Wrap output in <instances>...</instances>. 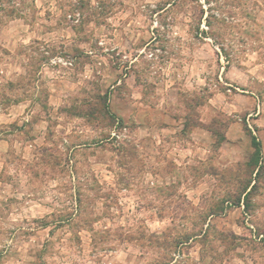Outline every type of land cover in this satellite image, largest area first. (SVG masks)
I'll use <instances>...</instances> for the list:
<instances>
[{
  "label": "rangeland",
  "instance_id": "374dc122",
  "mask_svg": "<svg viewBox=\"0 0 264 264\" xmlns=\"http://www.w3.org/2000/svg\"><path fill=\"white\" fill-rule=\"evenodd\" d=\"M59 1L79 38L136 73L150 105L158 85L168 106L153 123L139 109L136 122L134 105L111 100L129 91L108 75L49 105L39 71L72 74L84 58L18 46L26 74L16 96L30 102L27 121L0 126V179L11 185L0 190V264H264V168L256 173L250 143L264 166V0ZM20 11L31 23L33 0H0V31ZM11 88L3 81L0 99ZM168 117L184 126L164 139L198 144L186 157L158 143L153 125ZM40 119L47 125L33 126ZM234 122L241 137L221 142Z\"/></svg>",
  "mask_w": 264,
  "mask_h": 264
},
{
  "label": "crops",
  "instance_id": "0c3cea01",
  "mask_svg": "<svg viewBox=\"0 0 264 264\" xmlns=\"http://www.w3.org/2000/svg\"><path fill=\"white\" fill-rule=\"evenodd\" d=\"M33 5L36 9V13L31 23L26 21L24 11H20V16L6 20L5 25L0 31V46L7 51V54L0 58V86L3 81L10 83L12 86L11 90L6 92V96L0 99V126L9 125L13 122L21 124L23 120L27 121L26 118L28 117V113L26 109L30 101L24 95L16 96L19 82H21L22 76L26 74V67L23 64L26 60V55L24 53H18L16 49L18 46H27L35 42H40L43 45L56 44L67 55L74 54L75 49H77L79 51L78 55L84 58L80 69L74 71L72 74L67 72L65 74L60 73L61 71L47 66H44L39 71V80L43 79L45 85H49V105H59L67 97L77 94L84 81L97 75L101 77L100 79L104 80L105 76L108 75L114 78V80L118 79L116 84L123 83L126 90L129 91V95H123L128 99L127 101H125L123 96H117V94L113 93L111 95V100H118L119 103L126 106L134 105L136 108V115L134 117L136 122H138L139 119V109H148L152 111L149 116L152 123L156 120L155 110L165 112L168 104H164L165 98L160 100V96H164L163 94H165L164 90L158 85L153 88V94H150V98L151 100L153 99L155 103L150 105L151 103L147 100L149 97L146 98L143 86L138 83L136 73L130 71L128 74L124 72L128 67L124 68V70L112 67L105 55L97 54L93 51L92 48H90L89 41L79 38V34L76 33L72 25L64 22L66 6L61 4L59 0H33ZM16 6L23 8L21 2H18ZM67 17L71 19L70 16ZM77 21L78 20H73L72 23ZM5 32L8 34H5L6 37L4 38L3 34ZM98 44L101 43L99 42ZM110 49L115 50L116 46H111ZM46 74L49 75V79L46 78ZM121 74H123L122 77ZM103 88L105 91L108 89L107 86H102L101 89ZM113 88L114 86L110 87V89ZM248 99L252 103L253 110L258 111L260 104L257 98L252 95L248 96ZM53 102L55 104H53ZM198 107L206 108L207 105L202 104L198 105ZM168 120L174 123L169 122L166 126L153 125L154 134L156 138H158V143L162 145L161 147L166 145V149L178 152V155L186 157V154L191 151V147L196 148L198 144H192L188 141L186 145H184L181 143L183 140L173 143V138H171V136V142L164 139L165 136L169 137L171 134L176 135V131H180L184 126L182 123L184 119L182 118L175 120L174 118L168 117ZM198 121L200 123H205V120L201 118ZM38 123L47 125V121L40 119L33 126H36ZM139 127L141 128L142 125L138 126V128ZM233 131L238 132V137H241L242 126L238 122L230 123L225 133V142L230 143L234 139L230 135ZM4 133L5 132L0 133V157L9 148V140L2 135ZM2 169L3 163L0 161V175ZM7 186L11 185L9 183H3L0 179V190L2 187Z\"/></svg>",
  "mask_w": 264,
  "mask_h": 264
},
{
  "label": "trees",
  "instance_id": "16d2710c",
  "mask_svg": "<svg viewBox=\"0 0 264 264\" xmlns=\"http://www.w3.org/2000/svg\"><path fill=\"white\" fill-rule=\"evenodd\" d=\"M12 13V12H11ZM7 17L12 18V17H17V15H8ZM243 129L245 131H248L246 128V124L243 123ZM224 141V138L221 140V142ZM251 146L253 148V153H252V157H251V162L254 165L255 169H256V173H258L262 168H264V166H262L259 162L260 159V153H261V146H260V142L255 138V137H251L250 140Z\"/></svg>",
  "mask_w": 264,
  "mask_h": 264
},
{
  "label": "built area",
  "instance_id": "2783aa9c",
  "mask_svg": "<svg viewBox=\"0 0 264 264\" xmlns=\"http://www.w3.org/2000/svg\"><path fill=\"white\" fill-rule=\"evenodd\" d=\"M50 62L54 65H62L64 67H71L72 66V61L69 60V59H64L62 57H59V56H56V57H53ZM112 136L115 135L114 132H112L111 134Z\"/></svg>",
  "mask_w": 264,
  "mask_h": 264
}]
</instances>
